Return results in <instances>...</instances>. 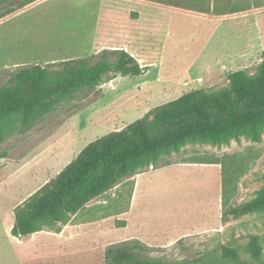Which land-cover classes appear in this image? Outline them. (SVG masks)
Instances as JSON below:
<instances>
[{
	"label": "rangeland",
	"instance_id": "1",
	"mask_svg": "<svg viewBox=\"0 0 264 264\" xmlns=\"http://www.w3.org/2000/svg\"><path fill=\"white\" fill-rule=\"evenodd\" d=\"M12 4L0 0V12ZM216 17L201 23L143 0H34L0 18V85L20 65L77 58L94 63L106 45L125 44L146 64L138 76L110 73L28 126L3 130L0 264H104L109 245L133 239L147 247L143 256L173 264H233L224 248L235 252L238 264H264V211L222 217L221 164L199 163L225 160L238 169L230 204L252 198L264 187V130L259 141L241 136L221 145L185 144L66 214L65 221L23 237L10 233L14 209L90 141L190 89L228 87L230 71L256 70L264 59V7ZM188 71L189 85L175 78L176 90L160 92L166 74Z\"/></svg>",
	"mask_w": 264,
	"mask_h": 264
},
{
	"label": "trees",
	"instance_id": "2",
	"mask_svg": "<svg viewBox=\"0 0 264 264\" xmlns=\"http://www.w3.org/2000/svg\"><path fill=\"white\" fill-rule=\"evenodd\" d=\"M33 1L13 0L0 12V18ZM144 1L214 16L264 7V0ZM144 67L121 48L103 49L94 63L77 58L16 66L8 72L6 83L0 85V140L4 129L13 124L28 126L59 101L93 89L108 74L138 76ZM227 80L228 87L217 90L190 89L154 106L121 129L87 143L55 177L14 209L11 235L23 237L43 225L65 221L66 214L75 213L121 179L154 166L161 157L179 151L185 144L221 145L241 136L259 141L264 130V59L254 72H228ZM199 163L221 164L222 217L264 211V187L252 198L230 204L237 192L238 169L225 160ZM146 248L137 239L111 244L104 251V264H173L143 256ZM228 255L233 264H238L235 252L224 248V256Z\"/></svg>",
	"mask_w": 264,
	"mask_h": 264
},
{
	"label": "crops",
	"instance_id": "3",
	"mask_svg": "<svg viewBox=\"0 0 264 264\" xmlns=\"http://www.w3.org/2000/svg\"><path fill=\"white\" fill-rule=\"evenodd\" d=\"M144 1V0H143ZM145 2H148L149 4H152L156 7H165V8H169V9H172L173 11H176V12H181V13H186L188 15H192V16H195L201 23L202 22H209V21H213L214 19H216L217 17L214 16V15H208V14H202V13H196V12H192V11H187V10H183V9H179V8H175V7H171V6H167V5H162V4H158V3H154V2H149V1H145ZM184 11H187V12H184ZM215 21V20H214ZM217 27V23H216V26L214 27L213 26V29ZM212 29V30H213ZM107 47H105V49H114V48H121V49H124L126 50L127 52H129L131 55L132 52L129 51V47L125 44H120V45H106ZM218 43L214 44L209 50H210V58L212 59L213 57V54L215 51H219V47H218ZM138 62V61H137ZM140 66H146V64H140ZM212 67V63L208 64L207 66V69L206 70H210ZM158 73V72H157ZM156 73V74H157ZM167 77H165V79H163V81H165L163 85H160L159 86V90L162 94H169L170 91H173V90H176L177 87H175L172 83L174 82L173 80L175 78H177L178 80H180L179 82L181 83V85H189L190 84V81H193L191 79V74L189 73V71L184 74V75H179V76H175V75H172V74H166ZM160 76H156V78L154 79H159ZM185 78H190V81H186L184 80ZM196 80V77L194 78V81ZM187 92V91H186ZM183 94V93H181ZM180 94V95H181ZM178 95V96H180ZM177 96V97H178ZM176 98V97H175ZM13 223V222H12Z\"/></svg>",
	"mask_w": 264,
	"mask_h": 264
},
{
	"label": "built area",
	"instance_id": "4",
	"mask_svg": "<svg viewBox=\"0 0 264 264\" xmlns=\"http://www.w3.org/2000/svg\"><path fill=\"white\" fill-rule=\"evenodd\" d=\"M196 80H197V81H201V78H200V77H198Z\"/></svg>",
	"mask_w": 264,
	"mask_h": 264
}]
</instances>
